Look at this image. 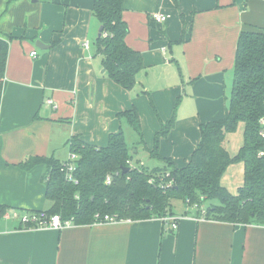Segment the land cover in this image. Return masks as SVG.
Wrapping results in <instances>:
<instances>
[{"label": "crops", "instance_id": "crops-1", "mask_svg": "<svg viewBox=\"0 0 264 264\" xmlns=\"http://www.w3.org/2000/svg\"><path fill=\"white\" fill-rule=\"evenodd\" d=\"M123 6L127 25L128 13L135 12L148 37L157 31L163 42L154 48V64L141 54L143 69L130 91L105 75L96 54L100 26L92 0H0V37L13 38L0 103V171L6 175L0 177V205L7 214L50 208L44 167L22 171L19 163L27 157L63 163L72 137L104 147L109 134L122 131L126 140L129 126L122 114L133 108L142 143L130 128L133 139L126 142L133 155L146 153L157 162L149 168L162 164L148 151L175 110L174 126L157 151L183 167L199 142V125L224 116V71L233 66L238 35L264 27V0H124ZM151 13L168 18L155 23ZM128 28L126 44L140 52L127 43ZM142 99L157 116H142ZM133 160L147 166L145 158ZM172 213L184 216L176 231L157 218L56 231L24 228L2 217L0 264H264V226L196 221L198 214L188 207Z\"/></svg>", "mask_w": 264, "mask_h": 264}, {"label": "trees", "instance_id": "trees-1", "mask_svg": "<svg viewBox=\"0 0 264 264\" xmlns=\"http://www.w3.org/2000/svg\"><path fill=\"white\" fill-rule=\"evenodd\" d=\"M123 4L124 0H92V16L102 27L95 47L96 54L102 56L105 75L130 91L136 84V75L143 69V62L141 53L126 44L129 28L123 19ZM12 39L0 37V103ZM177 105L176 102L174 108ZM174 115L175 110L155 133L152 150L148 151L163 167L148 169L134 161L133 149L122 131L109 134L104 147L87 144L77 137L70 139L69 151L77 156L72 173L76 184L66 181L62 163L52 157H27L17 167L30 171L42 165L45 173L41 180L45 185V199L50 204L46 214H59L63 221L72 219L77 226L91 225L95 215L132 221L162 219L173 215L172 200L181 201L187 207L210 201L206 220L264 226V155L259 156L264 152V141L259 137V119L264 115V27L238 35L224 116L199 125V142L183 167L160 157L157 151L160 138H165L174 126ZM122 116L142 143L136 109ZM239 124L243 127L242 145L235 155H230L224 146L225 139ZM236 163L243 167L242 185L236 194H231L221 185V180L228 167ZM125 168L128 170L122 173ZM107 175L111 176L109 185L104 183ZM6 210L0 205V219ZM34 212L37 211L29 213Z\"/></svg>", "mask_w": 264, "mask_h": 264}, {"label": "rangeland", "instance_id": "rangeland-1", "mask_svg": "<svg viewBox=\"0 0 264 264\" xmlns=\"http://www.w3.org/2000/svg\"><path fill=\"white\" fill-rule=\"evenodd\" d=\"M151 14H153V13H151ZM127 20H128V25L130 27V37L128 38L127 43L133 44L137 48H139L141 54L146 53L145 58H146L147 62L154 64L156 62L155 61L156 57L152 56L154 54V48L157 46L163 45V42H161L160 39L158 38V32L157 31L153 32V33L151 32V33H149V37H148V33L146 31V25L144 24L143 21H141V18L135 12L128 13ZM150 38H151L152 42L148 44L147 41ZM88 42L93 43L92 40H90ZM163 49L165 51L166 50L168 51L167 47L166 48L163 47ZM168 54H169V51H168ZM165 61H168V59L166 58ZM232 67L233 66L226 67L225 71H224V76H225V80H224L225 107L228 105V101H229V92H230V88H231V85H230L231 84V75H232V69H233ZM164 72H166L165 69H164ZM178 73L182 75V73H183L182 69ZM137 87L138 86H136V89H137ZM159 97L160 96H158V95L156 96L157 99ZM142 101H144V103H145L144 106L141 107V109H140L142 111L141 114H144L142 116L147 117L149 115H154V114H155V116H157L156 113H153L152 107L147 102V100L142 99ZM146 112H148V115H146ZM174 116L176 118V113ZM144 121H145V118H144ZM165 123L166 122H164L163 124H165ZM242 130H243L242 124H239L237 126V129L235 130V132L228 134L226 139H225V143H224L225 148L227 149V151L229 152L230 155H235L237 153L239 147L242 145V141H243ZM125 136H126V140L129 142H131V140L133 139V134L129 128H127L125 130ZM145 154L139 153L138 155H134V157L138 158V159L139 158H142V159L145 158V163L147 164L146 167L148 169H150L149 166H151V164H150L151 162L154 165H157L156 161L150 160L148 158L147 154L146 155ZM148 155H149V153H148ZM140 161H142V160H140ZM159 167H163V164H161ZM242 174H243V167H242L241 163H236V164L230 165L222 177L221 185L223 187H225L229 191V193L236 194L238 188L242 185ZM0 177H6V175L2 171H0ZM196 206H198V205H196ZM208 206H211V202L210 201H203L200 204V206H198V207L204 208L205 212H206V208ZM171 207H172L171 208L172 211L175 214L183 213V210L185 209V207L187 208L186 205H184L181 201H178V200H172L171 201Z\"/></svg>", "mask_w": 264, "mask_h": 264}, {"label": "built area", "instance_id": "built-area-1", "mask_svg": "<svg viewBox=\"0 0 264 264\" xmlns=\"http://www.w3.org/2000/svg\"><path fill=\"white\" fill-rule=\"evenodd\" d=\"M167 15H162L159 13H154L151 15V20L155 23H163L167 20ZM89 43L85 41L83 43L84 48H88ZM164 51V49H163ZM30 57L35 58L36 52L30 53ZM48 104H52V101H48ZM259 137L264 141V115L259 119ZM264 152H260L259 156H263ZM77 159V156L74 153H69L68 158L66 161L62 163L61 171L65 174L66 181L72 182L76 184V180L73 178L72 173L74 171L75 167V161ZM165 177H169V174H166ZM111 182V176L107 175L105 177L104 183L105 185H109ZM168 185H171V181L168 183ZM190 208L192 211L196 212L198 214V217H195L196 221H202L204 220L205 216V209L202 207H198L196 205H193ZM4 218H10L13 220H16L22 227L24 228H48L52 230H62L64 228H68L73 226V220H62L59 214L54 215H48L45 211H38L34 213H24L19 214L16 211H10L8 214L7 212L3 216ZM182 217H173V215H165L161 220L169 225L170 230L176 231L178 228V223L181 221ZM130 223L132 220L125 219V220H119L116 216H108L105 215L103 218H101L99 215L94 216V222L91 225H102V224H116V223Z\"/></svg>", "mask_w": 264, "mask_h": 264}, {"label": "water", "instance_id": "water-1", "mask_svg": "<svg viewBox=\"0 0 264 264\" xmlns=\"http://www.w3.org/2000/svg\"><path fill=\"white\" fill-rule=\"evenodd\" d=\"M101 32H102V27L100 26V27L98 28V36L101 35ZM35 45H36V47H38V48L41 49V50L48 48V47H44V46L41 45L39 42H36ZM127 170H128L127 168L122 169V173L126 172Z\"/></svg>", "mask_w": 264, "mask_h": 264}]
</instances>
